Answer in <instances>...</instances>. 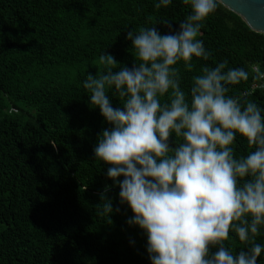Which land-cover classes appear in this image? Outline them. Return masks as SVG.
<instances>
[{"label": "trees", "instance_id": "16d2710c", "mask_svg": "<svg viewBox=\"0 0 264 264\" xmlns=\"http://www.w3.org/2000/svg\"><path fill=\"white\" fill-rule=\"evenodd\" d=\"M158 2L0 0V264H152L146 231L128 223L134 213L121 203L110 165L95 156L100 135L112 125L91 107L83 82L97 66L103 70L98 62L105 52L133 67L129 31L157 27L165 34L164 21L178 28L191 13L182 0L156 9ZM200 38L212 58H194L193 72L181 66L186 93L205 64L227 60L229 68L262 71L263 35L223 6L205 21ZM257 82L250 76L228 94L264 108V90H250ZM108 96L122 108L114 89ZM13 105L27 106L34 116L7 112ZM233 147L236 157L252 150L239 135ZM106 188L113 212L97 215ZM230 235L227 247L236 255L248 251ZM256 242L264 246V227ZM257 264H264V252Z\"/></svg>", "mask_w": 264, "mask_h": 264}, {"label": "clouds", "instance_id": "9594fccd", "mask_svg": "<svg viewBox=\"0 0 264 264\" xmlns=\"http://www.w3.org/2000/svg\"><path fill=\"white\" fill-rule=\"evenodd\" d=\"M172 2L159 0L155 8ZM182 3L191 13L178 28L164 21L165 34L157 27L127 33L132 68L105 52L98 62L103 70L87 74L83 87L91 107L112 125L100 135L95 156L110 165L121 203L134 213L128 223L146 231L152 264H257L264 252L256 242L264 227V108L228 93L250 76L264 81V71L229 68L227 60L205 64L189 92L182 90L181 66L193 72L194 58H212L201 29L223 0ZM112 89L122 108L112 106ZM238 135L252 149L246 156L234 155ZM107 191L97 215L113 212ZM231 233L247 252L236 255L226 246Z\"/></svg>", "mask_w": 264, "mask_h": 264}, {"label": "water", "instance_id": "95a60500", "mask_svg": "<svg viewBox=\"0 0 264 264\" xmlns=\"http://www.w3.org/2000/svg\"><path fill=\"white\" fill-rule=\"evenodd\" d=\"M220 5L237 15L251 31L264 37V0H223Z\"/></svg>", "mask_w": 264, "mask_h": 264}, {"label": "rangeland", "instance_id": "374dc122", "mask_svg": "<svg viewBox=\"0 0 264 264\" xmlns=\"http://www.w3.org/2000/svg\"><path fill=\"white\" fill-rule=\"evenodd\" d=\"M7 112H15V113H18V112H24L28 115H31V116H34V112L30 109H28L27 106H20V107H16V106H10L8 109H7Z\"/></svg>", "mask_w": 264, "mask_h": 264}, {"label": "built area", "instance_id": "2783aa9c", "mask_svg": "<svg viewBox=\"0 0 264 264\" xmlns=\"http://www.w3.org/2000/svg\"><path fill=\"white\" fill-rule=\"evenodd\" d=\"M254 66L257 67L256 65H253L252 68ZM262 71H264V66H263ZM260 84H264V81H258L257 83L252 84L251 87H250V90H253V89H261V90H264V88H262V87L259 86Z\"/></svg>", "mask_w": 264, "mask_h": 264}]
</instances>
